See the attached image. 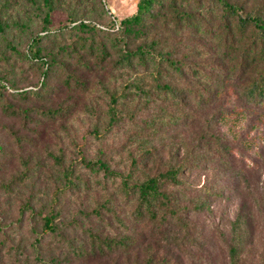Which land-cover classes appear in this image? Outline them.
Returning <instances> with one entry per match:
<instances>
[{
  "label": "rangeland",
  "instance_id": "obj_1",
  "mask_svg": "<svg viewBox=\"0 0 264 264\" xmlns=\"http://www.w3.org/2000/svg\"><path fill=\"white\" fill-rule=\"evenodd\" d=\"M142 1L0 0L8 30L0 75L34 88L45 67L29 59L30 47L47 57L73 48L68 70L57 68L47 81L52 94L15 102L33 107V118L0 112V185L22 179L0 190L1 264H234L233 244L235 264H264V39L252 23L238 24L251 15L264 26V0H226L234 12L225 0H156L143 39L131 46L144 40L148 62L119 65L131 51L121 20ZM17 21L25 27L16 29ZM81 21L95 27L81 29ZM89 34L101 50L73 44ZM96 160L118 175L107 180L83 165ZM170 168L181 184L164 186L171 196L166 220L159 211L134 221L138 194L128 197L124 182ZM97 208H111L129 230L113 215L111 225L85 217ZM49 211L53 223L66 224L60 241L40 219ZM88 227L133 233L134 246L105 260H79L72 244Z\"/></svg>",
  "mask_w": 264,
  "mask_h": 264
},
{
  "label": "trees",
  "instance_id": "obj_2",
  "mask_svg": "<svg viewBox=\"0 0 264 264\" xmlns=\"http://www.w3.org/2000/svg\"><path fill=\"white\" fill-rule=\"evenodd\" d=\"M155 2L156 0H143L139 4L138 11L134 15L121 20L123 32L127 35V38L130 39L129 41L131 44H128V48L131 49V46L137 43L136 40L138 38L143 39V35L146 31L144 19L152 14V7L154 6ZM223 4L228 11H235L234 7L230 5L228 1H223ZM44 19H48V12H46ZM251 23L261 30V38L264 39V26L262 22L260 23L259 18H257L256 16L252 17L251 15H248L246 17H239L238 24L240 26H250L252 25ZM6 24V22H3L1 20L0 16V39H2V43H7L6 37L4 36L5 34H7ZM79 26L81 29L86 30L95 27V25L93 24L82 21L79 23ZM14 27L16 29H19L24 28L25 26L21 25V23L17 21L15 22ZM102 36L104 37V35ZM97 37L95 34H89L85 37H82L81 39L74 40L73 44L75 46L82 47L84 50H92L95 48H99L101 50L103 48L102 43L100 42V40H98ZM32 41H34L32 42V44L34 45V43L37 42V39H33ZM8 48L12 49V53H20L17 48L11 43V41L9 42ZM103 51L104 50H102V52ZM72 52L73 48H67L62 50V52H60V54L58 55L54 54L47 57L41 55L39 49L30 47V50L26 52V55L31 61H40L42 66L45 67V70L42 71V78L38 81L39 86H35L34 88H23L18 86L19 82L15 78V76L10 75L9 73H7L5 76L0 75V112L12 117L22 116L24 120H26L28 117L33 118L35 115V110L33 107L21 109L15 105V102L18 100H26L32 97L38 99L44 97L47 94L48 96L52 94L53 90L48 85L47 81L55 74V70L57 68H63L65 71L68 70V66L65 65V63H67L65 59L72 57ZM74 55H77L76 59L82 65H85V63H87L85 62L84 56H82L81 54L78 55L77 51L74 52ZM3 59L4 60L2 61V63L4 65L7 64L8 58L6 59L5 55H3ZM148 59L149 53L146 52V42L144 40H141L140 44L136 46V49H131V51H129V54L122 53V56L119 57L117 61L119 65H122L124 63L131 64L133 62L146 64L148 62ZM50 71H52L53 74L48 76ZM66 76H71V72L68 71ZM55 78H57V76ZM163 87L168 89L166 84H163ZM3 151L4 148L0 146V154L3 153ZM3 161H0V170L2 169ZM83 165L89 167L91 171L98 172V170H102L107 180H110V178H114L116 175H118L116 174L117 172L111 170L108 164L102 160L85 161ZM178 173L179 171L177 168H170L163 172H159L158 174L152 175L141 182L131 184L124 182L125 185L122 187V189L128 197L132 196L133 194H138L137 203L135 204L131 213L134 221H141L146 217H151L154 219L159 211L161 212V216L163 217V219L166 220V209L170 206L171 196L165 190L164 186L166 183L175 185L181 184V179L178 177ZM21 181L22 179L20 177L14 178L9 183L0 185V190L11 191L13 187ZM32 208L33 206L31 204V201H27L24 203V209L26 211L27 209H30L32 211ZM104 211L105 212H103L101 208H97L84 214L87 219H104L107 225H111L109 218L111 215H113V217H115V220L117 219L116 222L119 221L117 223L118 225L124 227L125 230H129V228L127 227V223L123 220L118 219L115 216L116 214L114 215V211L111 208H107ZM40 219L43 221L42 224L46 228V231L47 233H49V235L59 241L64 238V230L62 227L66 224H64L63 222L53 223V216L51 211H49L45 215L40 214ZM176 219L179 220V222L181 221L180 216H177ZM240 221V218H237L235 225H237V222L239 224ZM82 235V239H80L78 242H75V244H72L74 255H76L79 260H105L115 254L119 255L126 252L127 250H131L134 246L133 233H127V236L110 235L109 231L107 230H99L96 232L92 227H88L83 228ZM238 251V246L236 244L230 246V256L234 264L237 263ZM145 264H151L150 260H147ZM160 264H163V262H161Z\"/></svg>",
  "mask_w": 264,
  "mask_h": 264
}]
</instances>
